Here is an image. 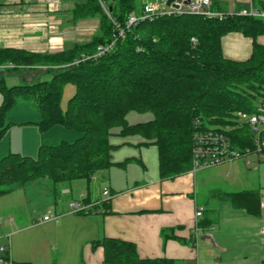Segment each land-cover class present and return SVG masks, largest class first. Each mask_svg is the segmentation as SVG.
<instances>
[{"label": "trees", "instance_id": "1", "mask_svg": "<svg viewBox=\"0 0 264 264\" xmlns=\"http://www.w3.org/2000/svg\"><path fill=\"white\" fill-rule=\"evenodd\" d=\"M109 7L106 35L95 36L87 44L57 53L0 48V68L47 67L53 75L50 80L10 87L0 81V138L11 124L6 120L8 110L19 101L34 104L41 130L60 124L78 132L73 141L42 143L35 158L19 153L2 157L0 195L43 178L50 181L54 193L72 180L90 182L97 172L113 165L115 146L109 138L115 127H121L124 135L140 133L157 145L163 178L192 168L196 131L223 130L233 146L253 145L255 133L239 113H254L264 106V44L257 40L264 35L261 20L236 13L222 19L157 13L129 26V15L142 11L135 0H109ZM98 8L94 3L78 14L86 16ZM231 32L252 39L247 59L224 55L222 38ZM68 81L74 84L75 94L64 111L60 103ZM131 111L149 112L154 118L129 125L126 115ZM219 197L260 214L257 191ZM93 246L104 248L107 264H174L167 259L143 260L133 242L117 238L105 237Z\"/></svg>", "mask_w": 264, "mask_h": 264}, {"label": "crops", "instance_id": "2", "mask_svg": "<svg viewBox=\"0 0 264 264\" xmlns=\"http://www.w3.org/2000/svg\"><path fill=\"white\" fill-rule=\"evenodd\" d=\"M98 1L0 0V48L57 53L87 44L95 36L106 35L105 14L111 8L109 0ZM249 1L213 0L212 6L215 10L231 11V8L236 10L246 6ZM94 3H98V10L86 16L78 14L80 9L90 7ZM148 4H157L161 10L169 8L167 0H143L140 3L135 0V7L142 11ZM256 4L262 5L258 2ZM257 40L264 44V35L258 36ZM252 44V39L246 38L240 32H231L222 38L224 55L234 60L247 59L252 53ZM45 71H48L46 67L11 71L1 67L0 81L9 87L6 77L12 76L13 79L10 80L14 84L11 86L31 83L40 80L39 75ZM2 101L3 93L0 91V106ZM23 102L19 101L15 106ZM36 112L37 118L30 117L24 122L37 124L39 115L38 111ZM153 118V114L149 112L131 111L126 115L130 125L145 123ZM10 122L0 138V159L13 152L34 155L27 147L8 144L16 141L10 137L8 139V135L11 134L14 124L20 123ZM31 131L33 134L25 138V145L31 143L34 151L39 140L37 146L42 144V138H39L33 129ZM109 141L115 146L111 151L113 165L97 172L90 181L101 185V188L98 187V194H95L96 188H87V191L80 192L79 199L73 198L70 201H82L88 197L85 202L97 203V209L90 213H71L67 208L59 220L54 217L45 220L44 217L49 215L47 213L37 218L35 214L30 217L28 213L24 223L19 222L20 216L23 215L14 213L9 216V226L3 230L0 222V239H5V242L8 237L12 239L13 234L19 235L31 229L36 233L33 238L29 234L26 238L28 242L21 247L27 250L26 255L23 254L25 257L17 256L14 259L10 248L11 257L15 262L107 264L104 248L93 246L95 241L105 237L133 242L143 260L167 259L174 261V264H249L250 253H264V238L262 241L255 238V234L256 237L264 234V200L261 199L260 193L263 188L260 183L262 177L258 176V186H250L251 179L247 181L243 174L244 168L249 166L247 160H242L245 167L242 162L231 161L228 164V175L239 172L240 176H233V182L227 183V186L221 189L216 183V171H206L213 167L200 169L205 170L201 175V171H193L191 168L173 178H163L157 145L140 133L111 135ZM48 182L53 191L52 184L49 180ZM90 182L87 180L88 185ZM104 189L109 191L108 198L103 194ZM61 191L68 192L69 188L65 185ZM246 191L259 192V215L249 213L245 208H237L230 201L229 209L223 210L219 205L222 201H228L220 198L219 194ZM18 205L19 203L11 202L8 209L14 210ZM198 208H202L199 217L196 216ZM251 215L259 217V222L256 223L252 219L249 223L248 216ZM52 219L56 222L51 221ZM10 226L17 228L10 230ZM195 226L198 227V234ZM18 258L20 260H17ZM255 264H264V258Z\"/></svg>", "mask_w": 264, "mask_h": 264}, {"label": "rangeland", "instance_id": "3", "mask_svg": "<svg viewBox=\"0 0 264 264\" xmlns=\"http://www.w3.org/2000/svg\"><path fill=\"white\" fill-rule=\"evenodd\" d=\"M141 1L143 0H137V2L139 3ZM234 10L235 9L231 8V11H234ZM52 77H53L52 73L48 71H45L41 73V75H39L40 80H43V81L50 80L52 79ZM10 79H13V77L12 76L6 77L7 86L9 87L12 84H14L11 82ZM74 94H75L74 84L71 83L70 81L65 82L64 87H63L61 103H60L61 108L64 111L67 110L69 101ZM36 111L37 110L32 103L25 102V101L21 103L20 105L18 104L8 110L6 114V118L7 120H9L8 122L10 121L20 122V123H17L19 125L14 124V128L11 134L8 135V139L10 137L11 140L12 138L13 140H16V141L8 143L9 145L13 146V143H14V147H23V148L27 147L28 150H32V152H34L33 153L34 155L30 153H26V155L32 158H35L38 156V150H39L40 145L39 146L37 145L40 142V140L39 142H37L34 151H33V148L31 147V143H28L27 146L25 145L26 143L25 138L28 135L32 136L33 134L31 129H33V131H36L38 133L39 138H42V143L47 144V145H55V144L60 143L62 140L73 141L75 140V138H77V135H78L77 131L68 129L65 126H62L60 124L51 126L49 128H46L45 130H41L39 125L36 123H32V122L25 123L30 117L37 118ZM122 130L123 129L121 127H115L112 130L111 135L125 136L122 133ZM26 152H29V151H26ZM13 153H16V152H13ZM238 160L239 161H237V159H234L232 161L234 163L242 162L244 167H245L244 162L248 161L247 162L249 164V166L247 167L248 170L245 167L243 170V174L245 177L244 179H247V181L251 179L252 182L250 186H254V187L258 186L259 185L258 176L262 177L260 183L263 188L260 191V193H261V199L264 200V159L260 158L257 154L252 153L248 155L246 158H238ZM242 160H244V162ZM230 162L231 161H227V162L218 164L215 167L213 166V168L211 169L206 170L208 172L216 171V178H217L216 183H217V186L221 189L227 186V183L233 182L231 180L233 176L235 175L240 176L239 172H234L232 173V175L230 174L228 175L227 173L228 166H229L228 164ZM204 171H201L199 174L201 175ZM199 177L202 178L204 176H199ZM100 186L101 185H97L96 181L90 182L88 185L87 180L84 178H81V179L72 180L70 183L67 184V187L69 188L68 192L59 191L58 193H54L51 189L48 179L43 178V179H40L39 182H36V181L32 182L30 185H28V187H26L27 190H25L24 187H22V188H19V190L16 189L13 192L2 194L0 195V222L2 224L1 229L3 230L4 228H6V226H9V223H8L9 216H12L14 213L18 214L19 216L20 214L23 215L24 218L20 216V220H19L20 223L25 222L24 221L26 220L25 215L28 213L30 217L33 216L32 214H35L36 218L39 217V215L43 216L45 213H47L53 217L57 216L58 218H54V219L59 220L60 217L62 216V213L67 211V208H69V211H70V207H69L70 206L69 203H71L70 201L73 198L79 199V194L81 191H87V188H92V189L96 188L95 194H98V187ZM11 202L19 203V205L16 208H14V210H10V208L8 209V207ZM219 205L222 207L223 210L231 208V203L229 201H225V202L222 201L219 203ZM6 212L7 214H5ZM248 217H249L248 218L249 223H251L252 219L256 223L257 221L259 222V219H260L259 217H256L253 215L248 216ZM262 218H263L262 224H264V209L262 210ZM54 219H52L51 221L56 222V220ZM14 228H17V226L16 227L10 226V230H13ZM29 234L32 235V238L36 235L33 229H31L29 231L22 232L19 235L13 234L12 239L6 240V242L10 240V248L12 249V252L14 253V256H15L14 259L17 258V256L22 257V258L25 257L27 250L26 248H21V247H23L26 244V242H28L26 238L28 237ZM255 238L256 240L258 239V241H262L264 238V234H259L258 237H256V234H255ZM4 240L5 239H3V241ZM37 242H39V240H37ZM254 253L257 255H253ZM254 253H250L248 255L251 258V261L249 264H255L259 262L260 259L264 258V253L257 252V251H254ZM17 260H20V259L18 258Z\"/></svg>", "mask_w": 264, "mask_h": 264}, {"label": "built area", "instance_id": "4", "mask_svg": "<svg viewBox=\"0 0 264 264\" xmlns=\"http://www.w3.org/2000/svg\"><path fill=\"white\" fill-rule=\"evenodd\" d=\"M256 2L262 5L258 6ZM174 3L178 6L177 8L169 6L166 10H161L157 4L145 5L140 14L129 15L127 24L130 26L139 20H145L157 13L194 14L220 19L236 13L241 16L254 17L264 23V0H250L246 6H242L234 11L215 10L212 6L213 0H175ZM120 33L122 34L123 31H120ZM99 49L101 52L104 50L102 46ZM239 115L240 119L246 121L255 133L253 145L245 149L237 148L232 145L230 137L223 130L208 129L196 131L194 134L192 160L193 171L210 168L238 158H246L252 153L264 159V106H258L257 111L254 113L241 112ZM103 194L108 198V189H104ZM96 206L97 203L87 204L83 201L75 200L70 203L69 207L71 213H90L94 209H97ZM201 214L202 208H198L196 216L199 217ZM52 217L51 215H46L44 219L49 220ZM54 218H57V216ZM195 227V231L198 234V227ZM7 239H10V237ZM10 251L9 241L5 242L0 239V264H16L11 257Z\"/></svg>", "mask_w": 264, "mask_h": 264}, {"label": "water", "instance_id": "5", "mask_svg": "<svg viewBox=\"0 0 264 264\" xmlns=\"http://www.w3.org/2000/svg\"><path fill=\"white\" fill-rule=\"evenodd\" d=\"M175 0H167V5L177 8L178 6L174 3Z\"/></svg>", "mask_w": 264, "mask_h": 264}]
</instances>
